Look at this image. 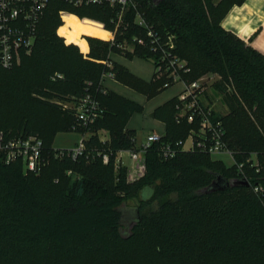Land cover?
Wrapping results in <instances>:
<instances>
[{
  "label": "trees",
  "instance_id": "16d2710c",
  "mask_svg": "<svg viewBox=\"0 0 264 264\" xmlns=\"http://www.w3.org/2000/svg\"><path fill=\"white\" fill-rule=\"evenodd\" d=\"M135 1L163 42L172 41V52L187 62L183 78L219 75L211 86L222 93L228 113L214 109L212 119L222 123L236 163L228 166L196 145L178 143L198 129L199 117L178 120L175 95L152 113L166 129L140 155L143 175L130 180L125 165L115 169L120 151L140 150L127 123L143 106L102 88V74L110 70L102 61L131 44L128 55L158 66L163 50L134 41L147 38V29L135 23L114 42L104 40L109 32L92 19L64 13L61 25L58 12L65 10L110 29L114 10L51 0L30 51L11 67L0 62V133L41 137L45 161L31 171L22 161L0 157V264H264V54L221 24L245 0ZM83 34L91 35L90 51ZM111 70L148 97L171 80L167 71L148 82L121 65ZM87 93L99 101L100 115L85 127L76 105ZM71 131L86 136L75 159L53 145L58 133ZM166 143L176 148L173 156L162 153ZM127 198H139L131 228L123 223Z\"/></svg>",
  "mask_w": 264,
  "mask_h": 264
},
{
  "label": "built area",
  "instance_id": "2783aa9c",
  "mask_svg": "<svg viewBox=\"0 0 264 264\" xmlns=\"http://www.w3.org/2000/svg\"><path fill=\"white\" fill-rule=\"evenodd\" d=\"M51 0H0V62L4 67H11L16 62L21 61L23 51H30L35 43L37 31L41 19ZM74 5L100 4L108 5L114 10L111 18L113 27L110 30L111 42L115 41V35L122 33L133 24L143 26L147 29V38L135 36L134 41L140 44H149L154 50L158 48L163 50L161 59L157 66L161 73L168 72L171 80L165 83L170 86L174 83H181L182 89L177 96L180 100L178 120L186 118L188 121H195L199 117V127L192 129V142L189 148L198 146L200 149L208 151L212 156L217 153L232 152L227 148L223 139L225 130L222 123L212 119L213 110L217 99L211 101L207 97V92L212 82L219 78L216 77L211 83L208 82L212 73L203 75L194 80H186L182 72H187L190 67L187 62L174 54L171 48L174 47L172 41L164 43L160 36L153 30L152 25L148 23L142 11L137 7L135 0H63ZM66 11L62 10L63 16ZM106 29L105 23L100 22ZM167 45L166 48L164 45ZM212 78V77H211ZM76 114L79 123L87 127L93 123L100 115L99 101L90 93L82 96L76 105ZM161 134L151 132L140 144L139 151H130L131 158L135 161L140 159V155L152 145L153 142L160 139ZM86 136L81 133L78 143L70 148H60L67 150V155L77 158L85 148ZM186 142V141H185ZM185 142L179 141V144L185 145ZM162 153L166 156H173L176 148L171 143H166L161 147ZM43 140L35 134L26 136L6 137L0 133V157L6 162L22 161L26 170L39 171L45 163L42 155ZM104 161H108V154H103ZM234 163L235 159H234ZM233 163V164H234ZM254 165L259 169V164L255 161ZM70 172V171H69ZM256 190H262L261 186H256Z\"/></svg>",
  "mask_w": 264,
  "mask_h": 264
},
{
  "label": "crops",
  "instance_id": "0c3cea01",
  "mask_svg": "<svg viewBox=\"0 0 264 264\" xmlns=\"http://www.w3.org/2000/svg\"><path fill=\"white\" fill-rule=\"evenodd\" d=\"M68 14L72 13L68 12ZM221 24L225 29L232 31L247 44L264 54V0H245L241 4L233 5L222 19ZM105 30L109 32L110 36L104 40L110 41L112 33L109 29ZM133 51L134 46L131 44L127 45L126 49H123L121 52L111 51L109 58L102 61L108 68H110V70L102 74L100 84L102 88L113 90L143 106V110L133 113L127 123V128L136 130L137 142L138 144H141L149 133L154 132L163 134L165 132V122L154 117L152 113L159 105L177 95L182 89V84L179 82L171 84L158 94L148 97L144 92L119 80L111 70L116 64L123 66L133 75L148 82L154 78L157 72L159 75L161 74L153 59L144 58L138 55H128L126 53H132ZM207 97L211 101L217 99V102H220L227 109L221 99L222 93L214 89L212 86H210L207 92ZM100 134L103 140H106L109 137V133L105 130H101ZM213 158L222 160L228 166L233 165L234 163V157L231 154L224 152L213 155ZM227 158H229V160H226ZM118 159L122 164L128 166L129 169H137L138 167L137 161L131 158L129 150L120 151ZM226 161H229V163Z\"/></svg>",
  "mask_w": 264,
  "mask_h": 264
},
{
  "label": "rangeland",
  "instance_id": "374dc122",
  "mask_svg": "<svg viewBox=\"0 0 264 264\" xmlns=\"http://www.w3.org/2000/svg\"><path fill=\"white\" fill-rule=\"evenodd\" d=\"M62 11V10H61ZM61 11H59L58 13H59V15H61ZM65 13H68V11H66ZM70 13V12H69ZM72 14H75L76 16H78L79 18H81V19H92V20H95V21H98V22H102V21H99V20H96V19H93V18H90V17H88V16H85V17H81V16H79L78 14H76V13H72ZM60 19H61V25H63L64 24V19H63V16L61 15L60 16ZM60 25V26H61ZM111 29V28H110ZM56 33H58V28L56 29ZM83 37H85L86 39H88L87 37H88V35H85V34H83ZM93 37H96V36H93ZM97 38H99V37H97ZM101 39H103V38H101ZM64 40H65V42L66 43H68L67 41H66V39L64 38ZM76 44V43H75ZM88 44H89V42H88ZM79 46V45H78ZM81 50V49H80ZM82 51V50H81ZM89 51H90V44H89ZM89 51H87V52H83L84 54H87ZM207 74H209V73H207ZM206 75V74H205ZM207 76V75H206ZM212 77V78H211ZM211 77H209V79H208V82L209 83H211V81L213 80V78L214 77H216V75L214 74V73H212V75H211ZM58 103H61V104H63V103H66L65 101H63V102H60L59 100H56ZM63 107V106H62ZM215 107H216V110H218V111H220V112H222L223 114H227L228 112H227V109L220 103V102H218V103H216V105H215ZM67 109V108H66ZM80 135H81V133L80 132H76V131H71V132H60V133H58L56 136H55V138H54V141H53V145H54V147H56V148H70V147H73V146H75L77 143H78V140H79V138H80ZM191 142H192V139H191V137H188L187 138V140H186V142H185V145H184V147L185 148H189L190 147V145H191ZM67 146V147H66ZM87 155L88 156H92V150H88L87 151ZM109 156V159H110V155H108ZM213 157V156H212ZM91 158H87V162H90L89 160H90ZM226 160H229V158H227ZM103 163H105V164H107L108 163V161L106 162V161H104V158H103ZM144 162V158L142 157V158H140V160H139V162H138V167H137V169L135 168V169H129L128 168V166H126V168H127V177H128V179H130V180H135V179H137V178H139L141 175H143V173H144V165H142V163ZM227 163H229V161H226ZM120 166H123L124 167V164H122L120 161H119V159L117 158L116 159V164H115V169H117V168H119ZM126 202H127V204L129 205V206H134V205H138L139 204V198H127L126 199Z\"/></svg>",
  "mask_w": 264,
  "mask_h": 264
},
{
  "label": "water",
  "instance_id": "95a60500",
  "mask_svg": "<svg viewBox=\"0 0 264 264\" xmlns=\"http://www.w3.org/2000/svg\"><path fill=\"white\" fill-rule=\"evenodd\" d=\"M233 183H239L238 180L233 181ZM242 184L247 185L249 182L246 179H243L241 181ZM147 193H149V190H146ZM123 210L125 212V215L123 217V223L128 226V228H131L137 221L136 218H138V208L136 206H127L126 203H124Z\"/></svg>",
  "mask_w": 264,
  "mask_h": 264
}]
</instances>
